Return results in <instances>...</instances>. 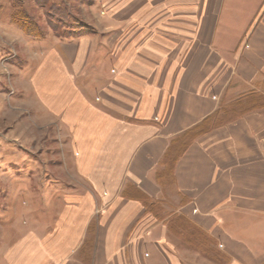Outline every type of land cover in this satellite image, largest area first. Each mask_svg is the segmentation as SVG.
I'll use <instances>...</instances> for the list:
<instances>
[{"label":"crops","instance_id":"1","mask_svg":"<svg viewBox=\"0 0 264 264\" xmlns=\"http://www.w3.org/2000/svg\"><path fill=\"white\" fill-rule=\"evenodd\" d=\"M263 11L264 0H152V33L87 48L97 35H82L42 54L37 99L59 122L71 173L57 178L51 229L22 235L7 264H217L177 217L227 264H264V110L200 134L158 180L172 142L244 92L234 81L264 78Z\"/></svg>","mask_w":264,"mask_h":264},{"label":"rangeland","instance_id":"2","mask_svg":"<svg viewBox=\"0 0 264 264\" xmlns=\"http://www.w3.org/2000/svg\"><path fill=\"white\" fill-rule=\"evenodd\" d=\"M150 18L152 0H0V264H7V251L22 235L51 229L60 206L58 189L63 186L57 178L68 181L71 173L60 167L68 153L60 146L64 139L59 122L37 99L35 79L42 54L56 43L82 35H97L84 48L91 43L114 46L117 35L151 32ZM141 20L145 23L138 28ZM105 35L113 36L105 41ZM140 36L135 40L131 36L128 48ZM232 85L245 86V90L221 96L219 108L225 107L226 115L257 106L251 111L264 110L259 107L264 104L263 76L250 84L238 79ZM242 96L247 98L240 101ZM186 232L188 237L195 234L190 227ZM94 238L90 232L84 246L83 255L88 259ZM190 239V245L198 246L202 255L227 264L208 234Z\"/></svg>","mask_w":264,"mask_h":264},{"label":"trees","instance_id":"3","mask_svg":"<svg viewBox=\"0 0 264 264\" xmlns=\"http://www.w3.org/2000/svg\"><path fill=\"white\" fill-rule=\"evenodd\" d=\"M247 98V96H242L240 98L241 100H244ZM235 102V101H234ZM258 107V106H257ZM249 108L237 113H233L232 115H226L225 107L219 108L214 114L206 117L202 122L195 125L194 127L190 128L189 130L185 131L182 135H180L178 138H176L172 142V146L168 150L166 156L168 159V164L166 168L158 175V180L162 183L164 182V179L168 176H172L173 168L175 165L176 160L178 157L184 152L185 148L200 134L207 132L209 129H211L213 126L225 124L227 122H230L240 116L241 114L245 112H249L254 108ZM259 107H264V104L260 105ZM224 114V115H223ZM147 207L152 211L155 212V205H149L147 204ZM178 219L175 220V218L172 219V223H180V222H186L188 224V227H190L192 230H194L196 236L205 235L203 231L195 227L191 222L187 221L185 218L177 217ZM175 220V222H173ZM187 233V232H185ZM180 235L184 236L188 242H191L190 238H193L195 234H189L188 236H185L183 232H179ZM188 235V234H187Z\"/></svg>","mask_w":264,"mask_h":264}]
</instances>
